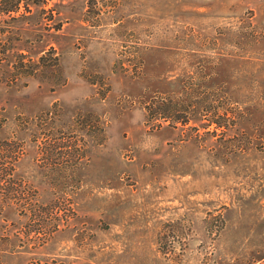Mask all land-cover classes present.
<instances>
[{
  "label": "rangeland",
  "instance_id": "374dc122",
  "mask_svg": "<svg viewBox=\"0 0 264 264\" xmlns=\"http://www.w3.org/2000/svg\"><path fill=\"white\" fill-rule=\"evenodd\" d=\"M0 0V264H264V0Z\"/></svg>",
  "mask_w": 264,
  "mask_h": 264
},
{
  "label": "trees",
  "instance_id": "16d2710c",
  "mask_svg": "<svg viewBox=\"0 0 264 264\" xmlns=\"http://www.w3.org/2000/svg\"><path fill=\"white\" fill-rule=\"evenodd\" d=\"M18 5H19V0H16L13 4H6L2 9V11H4V12H7V13H9V12H14V11H16V8L18 7Z\"/></svg>",
  "mask_w": 264,
  "mask_h": 264
}]
</instances>
